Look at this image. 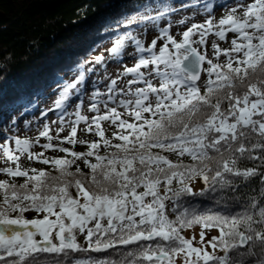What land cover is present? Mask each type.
Here are the masks:
<instances>
[{
    "label": "snow or ice",
    "instance_id": "snow-or-ice-1",
    "mask_svg": "<svg viewBox=\"0 0 264 264\" xmlns=\"http://www.w3.org/2000/svg\"><path fill=\"white\" fill-rule=\"evenodd\" d=\"M99 34L38 116L0 90V264H264V0H131Z\"/></svg>",
    "mask_w": 264,
    "mask_h": 264
},
{
    "label": "trees",
    "instance_id": "trees-1",
    "mask_svg": "<svg viewBox=\"0 0 264 264\" xmlns=\"http://www.w3.org/2000/svg\"><path fill=\"white\" fill-rule=\"evenodd\" d=\"M169 2L178 3L179 0H169ZM190 2L196 4L197 0ZM130 3L131 0H0V90L7 89L9 96L15 97L17 105L24 107L28 112H35L38 116L39 109L50 107L51 100L55 99L52 88L47 87L53 69L76 61L80 57L87 59L89 48L101 40L105 42L97 47L92 55L103 52L107 58L109 56L107 49L112 41L105 40V37L99 34L103 22L106 17H118ZM225 3L230 5L233 0H225ZM193 11L194 9L188 8L186 12L172 17L173 34L177 32L175 21L190 18ZM215 15L217 18L222 15L220 8L216 9ZM203 18V13L195 17L196 20ZM148 33L147 38L150 39L149 35L153 33L151 31ZM231 35L228 34L229 41ZM177 38L179 39V36ZM221 46L226 47L228 44L221 42ZM114 64L117 63H108V65ZM45 88L49 96L48 101H46L48 98L45 99L40 95ZM105 127L108 129L107 134L114 130L107 124ZM77 138L96 137L92 134L81 137L78 129ZM67 146L70 145L66 144ZM72 147L76 151L84 150V146L80 144ZM40 168L50 169V166L45 165ZM254 187L259 186L254 185ZM249 195H258V191ZM218 199V193H209L206 198L192 203L198 209L216 211L223 206L222 201L217 203ZM29 213L34 212L27 214ZM118 247L121 251L125 248V246ZM108 252L113 259L119 258L118 253H113L112 250ZM91 255L96 257L100 254L91 253Z\"/></svg>",
    "mask_w": 264,
    "mask_h": 264
},
{
    "label": "rangeland",
    "instance_id": "rangeland-1",
    "mask_svg": "<svg viewBox=\"0 0 264 264\" xmlns=\"http://www.w3.org/2000/svg\"><path fill=\"white\" fill-rule=\"evenodd\" d=\"M149 34V33H148ZM153 34L149 35L152 37ZM124 62L126 64H130L131 63V60L126 56V59H124ZM118 69H122V65L121 64H114V65H108L107 66V71L112 74V75H116L117 74V70ZM121 80L123 81V77L121 78ZM49 97V96H48ZM49 98L46 100L48 101ZM48 105V104H47ZM37 116V115H36ZM28 119H30L31 117H27ZM79 129V127H78ZM0 130H3V125L0 126ZM80 131V129H79ZM19 134L22 138H30V139H35L36 136H37V130H36V125L33 124L31 129L27 128L23 123H20V126H19V129L18 130H13L10 132V135H17ZM65 133H61V135H64ZM41 142H43V138H41ZM55 142V141H54ZM67 143L64 144V146H66ZM34 151H39V147H34L33 148ZM56 153H59V152H52V151H46L45 154H56ZM21 164L22 165H25L26 167H36V168H40V167H43L45 165L41 164V163H35V162H32V161H29L26 157V155H22L21 156ZM0 166H3V162L0 161ZM0 178H3L2 175H0ZM197 188L201 187V184L200 183H197L195 185ZM28 217H33L35 216L36 214L34 213H29V214H26ZM198 228L195 229V231L198 232ZM187 231H192L191 229L190 230H187ZM215 234V233H213ZM109 251V250H108ZM92 254H96V253H92ZM99 254V253H97ZM87 255V254H85Z\"/></svg>",
    "mask_w": 264,
    "mask_h": 264
},
{
    "label": "bare ground",
    "instance_id": "bare-ground-1",
    "mask_svg": "<svg viewBox=\"0 0 264 264\" xmlns=\"http://www.w3.org/2000/svg\"><path fill=\"white\" fill-rule=\"evenodd\" d=\"M34 119V118H33Z\"/></svg>",
    "mask_w": 264,
    "mask_h": 264
}]
</instances>
